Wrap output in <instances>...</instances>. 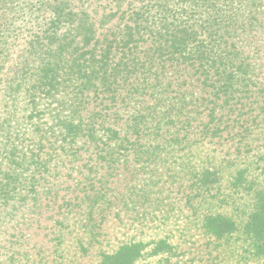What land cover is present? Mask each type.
<instances>
[{"label": "trees", "instance_id": "1", "mask_svg": "<svg viewBox=\"0 0 264 264\" xmlns=\"http://www.w3.org/2000/svg\"><path fill=\"white\" fill-rule=\"evenodd\" d=\"M48 199L58 245L121 211L161 229L98 264L191 228L264 258V0H0V218L22 231Z\"/></svg>", "mask_w": 264, "mask_h": 264}, {"label": "rangeland", "instance_id": "2", "mask_svg": "<svg viewBox=\"0 0 264 264\" xmlns=\"http://www.w3.org/2000/svg\"><path fill=\"white\" fill-rule=\"evenodd\" d=\"M169 196L173 198H165V203L177 202L180 199L179 195L174 196L171 194ZM58 204L62 206L64 202L58 201ZM42 205V207L40 205L36 207L34 214L25 213L24 218L27 220L23 218V221L33 225L29 227L22 226V231L14 230L12 228L13 223H6L10 216L0 218V264H15L19 257L25 258L28 254L32 255L31 262L37 259L36 261L39 262L38 260H40L42 264H98L101 253L114 252L119 244L126 239L134 237L152 238L155 235H161L158 232H162L157 225L151 226L148 223L143 228V235L138 234L134 214L121 211V220L116 218L102 229V238H106L103 243L93 244L87 242V232L84 229L77 230L73 228L70 229V235L67 231L63 232L64 238L61 244L58 245L55 240V230L60 229V226L56 225L54 220L59 219L64 212H67L64 207H58L56 204L52 205V201L50 202L49 199L44 200ZM39 211H43L42 215L38 214ZM156 213L158 214V212ZM183 214L186 215L187 212L181 213L179 209L176 210V217ZM97 219H100L99 215H97ZM73 222L74 220L68 221L71 225H73ZM126 222L129 223L126 225ZM131 223L135 225H131ZM152 227L154 228L152 229ZM78 235L83 236L85 240L83 245L88 248V252H85V249L80 245L81 243L77 242ZM179 235L178 233L175 234V242L173 243L176 248H174L173 254L170 253L164 259L150 260L147 264H264V258L262 257L257 258L251 254L241 253L242 247L222 249L216 244H212L195 228L186 229L183 240H180ZM24 240H27L28 243H25ZM176 241H179V244Z\"/></svg>", "mask_w": 264, "mask_h": 264}]
</instances>
